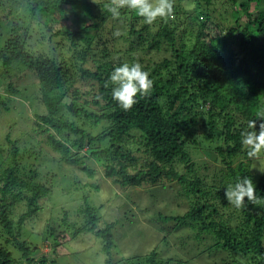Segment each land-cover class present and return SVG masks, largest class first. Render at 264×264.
<instances>
[{
  "label": "trees",
  "instance_id": "obj_1",
  "mask_svg": "<svg viewBox=\"0 0 264 264\" xmlns=\"http://www.w3.org/2000/svg\"><path fill=\"white\" fill-rule=\"evenodd\" d=\"M186 1L195 7L173 0V18L149 25L127 7L114 18L107 8L116 0H0L2 90L28 102L18 116L27 107L34 126L30 134L0 133V264H43L52 257L36 260L37 246L23 235L55 178L39 174L42 148L31 146L42 144L32 136L36 130L47 133L46 159L90 175L86 163L95 161L118 191L176 183L186 207L158 215L173 224L170 233L184 229L186 239L208 250L233 253L219 260L227 264H264V173L253 181L254 201L245 198L236 208L224 195L238 178L255 176L256 156L240 138L264 111V0ZM118 21L129 27L117 34ZM125 62L140 63L153 81L128 110L112 100L108 79ZM10 103L0 93V114H12ZM100 124L97 133L90 131ZM99 210L83 198L80 224L65 210L60 223L44 221L52 254L65 240L90 233L108 255L114 224L104 223ZM172 258L152 250L135 264ZM109 259L105 264H113Z\"/></svg>",
  "mask_w": 264,
  "mask_h": 264
},
{
  "label": "rangeland",
  "instance_id": "obj_2",
  "mask_svg": "<svg viewBox=\"0 0 264 264\" xmlns=\"http://www.w3.org/2000/svg\"><path fill=\"white\" fill-rule=\"evenodd\" d=\"M182 5L184 8H192V4L186 0ZM116 23L113 30L117 34L122 33L124 26L125 30L129 27L127 25L129 21H118ZM107 36L110 38L111 34ZM17 81L15 88L21 89L20 83ZM3 87L5 86L0 80V93L4 97L12 99L13 103L9 105L13 112L12 114H0V133L4 135L9 131L8 133L12 137L20 134H30V129L34 128L32 125L33 119H30L32 116L30 109L26 107L24 116H18L20 105L26 104L28 106V102L20 99L16 93L2 90ZM21 96V98H26L25 92ZM101 127H104V124L93 125L89 129L91 132L97 133ZM32 136L42 142L40 146H37L35 142L31 143V146L36 150L40 151L42 148L43 161L39 170L40 176H45L46 173L55 176L51 182L49 181L51 183V193L40 201L41 210L39 215L28 220V228H25L29 232L25 231L23 234L26 238H29L28 241L37 246L36 260L42 255L49 254L52 257L49 258L47 263L43 264H105V260L109 258L113 264H126L129 261V264H135L137 260H141L152 250H157L158 255L163 258L173 257L174 260L167 261V264H227V261L219 260L222 259L223 255L232 257L233 253L231 252H219L220 250L213 252V249H207L209 245H203L195 238L192 239L189 236L190 238L186 239L185 235L188 232L184 229H176L173 233H170L173 224H163L158 221L159 214H178V208L184 209L186 207L187 201L180 198L174 191L178 188L176 183L171 185L174 189L167 188L166 184L165 187L145 189L129 187L123 191H118L119 189L117 190L103 177L102 169L98 168L95 161L93 164L92 162L86 163V166L93 171L92 175L81 170L78 166L53 163L44 156L43 149L49 150L48 146L44 144L47 133L36 130V134ZM42 159H39L40 162ZM36 163L38 164V162ZM176 167L180 172L184 171L181 165ZM251 170L255 175L253 181H256L264 173V152L256 155ZM83 198H86L91 206L101 207L98 214H102L104 223L114 224L112 249L108 255L103 253L99 239L90 233H81L65 240L63 245L57 249V252L52 254L50 240L44 239L43 236L44 221H50L51 219V221L60 223V215L65 210L69 221L75 222L76 225L80 224L82 219H79L78 208L81 206ZM98 225L100 226V223ZM169 233L170 236H168ZM162 236L168 239L165 238L163 241ZM178 242H182L180 246ZM183 242L185 247H183ZM199 243L200 245H198ZM262 244L264 246V236Z\"/></svg>",
  "mask_w": 264,
  "mask_h": 264
},
{
  "label": "clouds",
  "instance_id": "obj_3",
  "mask_svg": "<svg viewBox=\"0 0 264 264\" xmlns=\"http://www.w3.org/2000/svg\"><path fill=\"white\" fill-rule=\"evenodd\" d=\"M131 9L136 16L142 17L144 23L153 24L157 18H173V0H116L107 11L116 18L121 15L120 8ZM195 7V3L192 4ZM111 82V97L116 104L124 110L132 108L137 98L149 93L153 86L150 74L140 63H121L113 67L108 76ZM107 86V85H106ZM259 119L248 121V130L241 132L240 143L247 146V154L256 156L264 152V111H258ZM225 198L236 208H240L246 201H254L255 187L252 179L247 176L238 178L234 184L229 185Z\"/></svg>",
  "mask_w": 264,
  "mask_h": 264
}]
</instances>
